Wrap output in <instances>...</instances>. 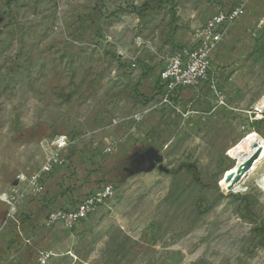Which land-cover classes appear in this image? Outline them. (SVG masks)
<instances>
[{"label": "rangeland", "instance_id": "obj_1", "mask_svg": "<svg viewBox=\"0 0 264 264\" xmlns=\"http://www.w3.org/2000/svg\"><path fill=\"white\" fill-rule=\"evenodd\" d=\"M252 2L0 1V264H264V160L233 184L225 177L231 148L252 132L264 139V16L253 53L217 73V93L161 111L150 172L110 183L113 195L65 234L25 243L19 216L20 177L53 139L123 135L153 104L142 81L215 14L245 5L246 15Z\"/></svg>", "mask_w": 264, "mask_h": 264}, {"label": "crops", "instance_id": "obj_2", "mask_svg": "<svg viewBox=\"0 0 264 264\" xmlns=\"http://www.w3.org/2000/svg\"><path fill=\"white\" fill-rule=\"evenodd\" d=\"M252 3L245 16L226 26L221 43L211 54L213 67L218 74L224 68L233 67L255 49L254 36L257 27L262 26L264 0H253ZM158 74H152L142 81L144 94L152 96ZM196 93L190 89L184 90L182 101ZM161 117L162 112L154 110L140 121L135 119L129 122V129L123 135L107 143L71 142L63 152L69 167L47 177L40 193L27 190L23 194L19 216L28 238L24 242L30 243L35 235L43 236L55 229H62V234H65L62 223L50 228L46 226L47 217L52 211H72L79 202L102 186L150 172L157 153L149 135Z\"/></svg>", "mask_w": 264, "mask_h": 264}, {"label": "built area", "instance_id": "obj_3", "mask_svg": "<svg viewBox=\"0 0 264 264\" xmlns=\"http://www.w3.org/2000/svg\"><path fill=\"white\" fill-rule=\"evenodd\" d=\"M0 1L9 2V0ZM245 13L246 6L240 5L228 12L215 14L204 25L196 40H192L188 45L174 53L156 77L152 93L155 101L148 110H144L135 119L140 121L154 110L179 111L182 103V93L187 89L194 92L209 89L217 93V71L213 67L211 54L221 43L226 26L244 16ZM71 142L67 135H59L52 140L50 143L51 152L41 167L30 176L20 177V182L25 183L26 191L40 193L43 190V182L47 177L69 167V161L63 156V152ZM113 193V185L102 186L95 193L88 195L79 202L74 210L65 211L61 209L49 213L46 226L50 228L57 223H62L64 228L71 230L92 214ZM23 194H21V197H23ZM11 207L9 218L19 224L20 219L16 216V207L14 204H11ZM20 235L22 236V234Z\"/></svg>", "mask_w": 264, "mask_h": 264}, {"label": "bare ground", "instance_id": "obj_4", "mask_svg": "<svg viewBox=\"0 0 264 264\" xmlns=\"http://www.w3.org/2000/svg\"><path fill=\"white\" fill-rule=\"evenodd\" d=\"M264 107V102L262 103ZM229 155L237 159L235 166L226 173L227 183L233 184L237 179L247 177L252 166L256 170L257 164L264 160V139L252 132L233 148Z\"/></svg>", "mask_w": 264, "mask_h": 264}, {"label": "trees", "instance_id": "obj_5", "mask_svg": "<svg viewBox=\"0 0 264 264\" xmlns=\"http://www.w3.org/2000/svg\"><path fill=\"white\" fill-rule=\"evenodd\" d=\"M151 98L153 99V98H154V96L152 95V96H151Z\"/></svg>", "mask_w": 264, "mask_h": 264}]
</instances>
